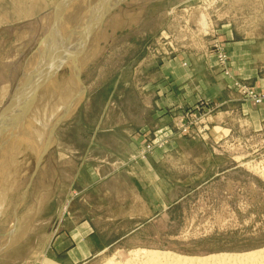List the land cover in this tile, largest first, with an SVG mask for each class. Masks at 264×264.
I'll list each match as a JSON object with an SVG mask.
<instances>
[{
  "label": "rangeland",
  "instance_id": "rangeland-1",
  "mask_svg": "<svg viewBox=\"0 0 264 264\" xmlns=\"http://www.w3.org/2000/svg\"><path fill=\"white\" fill-rule=\"evenodd\" d=\"M0 138V264L263 248L264 0H0Z\"/></svg>",
  "mask_w": 264,
  "mask_h": 264
},
{
  "label": "bare ground",
  "instance_id": "bare-ground-1",
  "mask_svg": "<svg viewBox=\"0 0 264 264\" xmlns=\"http://www.w3.org/2000/svg\"><path fill=\"white\" fill-rule=\"evenodd\" d=\"M102 13L103 12H100L99 14H102ZM77 82L81 83L79 74H77ZM22 96L23 95H21V97L19 99L20 101H22ZM33 99H35V98H33ZM29 101H31V99L27 100V102H29ZM25 102L26 101H24L23 105H25L26 108L28 107V109H30L32 106L28 105L27 102L26 103ZM19 110L21 111V109H19ZM24 111L28 112L27 109H25ZM27 112L25 113V116L28 115ZM26 125H25L26 126L25 129H28V130L30 128L32 129V127H33L32 122H30V123L28 122ZM16 128H17L16 131L19 130L18 127H16ZM12 130H14V129H10V131H12ZM16 134H18V133H16ZM3 142L4 141L2 140V138H0V146L3 144ZM26 143L28 145L30 144L28 141H26ZM12 149L13 148H11L10 150L14 152L15 149L14 150H12ZM8 152H10V151H8ZM141 255H142L141 257H143V261L141 262V264H264V247L261 249H258V250L244 252V253H238V254L237 253L236 254L224 253V254H210V255H206V256H188V255L178 254V253L169 252V251H155V250H153V251H143V253H141ZM128 263L129 262H127V263L116 262L113 258H110L105 264H128Z\"/></svg>",
  "mask_w": 264,
  "mask_h": 264
},
{
  "label": "crops",
  "instance_id": "crops-1",
  "mask_svg": "<svg viewBox=\"0 0 264 264\" xmlns=\"http://www.w3.org/2000/svg\"><path fill=\"white\" fill-rule=\"evenodd\" d=\"M186 168L188 169L187 172H188L189 176L196 174V173H190V171L192 170L190 167H186ZM136 192L140 193V191L138 189H136ZM135 197L137 199L141 200V196L135 195ZM85 227L81 228L80 230L85 229ZM73 251H75L73 254L76 253L77 255L82 256V259L90 258L92 255H96V254L93 253L94 250L92 248H90L89 246H87V245L82 246V249L81 248L80 249L79 248H75V249H73Z\"/></svg>",
  "mask_w": 264,
  "mask_h": 264
}]
</instances>
